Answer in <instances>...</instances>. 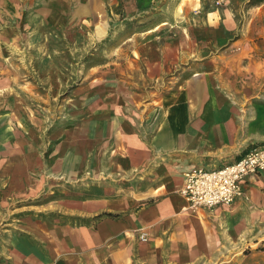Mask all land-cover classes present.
Returning <instances> with one entry per match:
<instances>
[{
    "label": "rangeland",
    "instance_id": "1",
    "mask_svg": "<svg viewBox=\"0 0 264 264\" xmlns=\"http://www.w3.org/2000/svg\"><path fill=\"white\" fill-rule=\"evenodd\" d=\"M225 10L229 37L263 38L264 0H0V259L25 225L99 221L65 211L113 196L117 150L149 149L185 69L222 52Z\"/></svg>",
    "mask_w": 264,
    "mask_h": 264
},
{
    "label": "crops",
    "instance_id": "2",
    "mask_svg": "<svg viewBox=\"0 0 264 264\" xmlns=\"http://www.w3.org/2000/svg\"><path fill=\"white\" fill-rule=\"evenodd\" d=\"M229 11L222 29L228 37L218 41L222 52L185 69L181 86L165 100L163 130L157 137L140 135L138 141L149 149L129 159L117 150L113 196L92 200L93 206L89 200L76 208L67 205L66 215H103L99 221L25 225L2 251L0 264H247L264 259V170L244 180L243 195L231 206L196 209L180 193L187 171L218 169L264 147V34L229 37L237 29ZM122 123L117 117V143L131 132Z\"/></svg>",
    "mask_w": 264,
    "mask_h": 264
},
{
    "label": "built area",
    "instance_id": "3",
    "mask_svg": "<svg viewBox=\"0 0 264 264\" xmlns=\"http://www.w3.org/2000/svg\"><path fill=\"white\" fill-rule=\"evenodd\" d=\"M263 170L264 147H261L218 169L196 167L187 171L180 193L196 209L231 206L243 195L244 180ZM142 237L146 239L145 235Z\"/></svg>",
    "mask_w": 264,
    "mask_h": 264
},
{
    "label": "trees",
    "instance_id": "4",
    "mask_svg": "<svg viewBox=\"0 0 264 264\" xmlns=\"http://www.w3.org/2000/svg\"><path fill=\"white\" fill-rule=\"evenodd\" d=\"M105 215H108V216H115L114 214H111V213H108V214H105ZM103 215H101V217H102Z\"/></svg>",
    "mask_w": 264,
    "mask_h": 264
},
{
    "label": "bare ground",
    "instance_id": "5",
    "mask_svg": "<svg viewBox=\"0 0 264 264\" xmlns=\"http://www.w3.org/2000/svg\"><path fill=\"white\" fill-rule=\"evenodd\" d=\"M98 130V129H97ZM100 130V129H99Z\"/></svg>",
    "mask_w": 264,
    "mask_h": 264
}]
</instances>
